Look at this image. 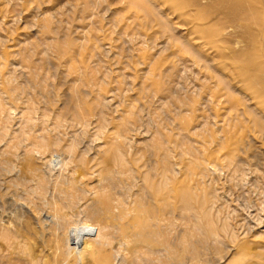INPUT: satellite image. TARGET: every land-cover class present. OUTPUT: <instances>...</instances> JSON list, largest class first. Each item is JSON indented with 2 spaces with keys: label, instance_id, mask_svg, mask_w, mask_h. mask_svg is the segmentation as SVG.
<instances>
[{
  "label": "rangeland",
  "instance_id": "1",
  "mask_svg": "<svg viewBox=\"0 0 264 264\" xmlns=\"http://www.w3.org/2000/svg\"><path fill=\"white\" fill-rule=\"evenodd\" d=\"M233 1L0 0V54L13 52L3 78L9 80L6 86L24 89L14 100L0 92V213L17 210L15 215L19 212L21 219L32 222L15 195L25 196L24 186L31 189L37 180L35 176L25 183L29 174L21 170L27 158L49 189L61 173L60 166H54L55 155L61 151L47 147L32 152L27 137L17 136L31 106L32 138L39 140L35 135L45 133L48 139H59L64 149L73 135L79 134L82 145L92 149L84 154L86 160L105 139L115 137L122 125L130 155L139 158L140 165L147 162L149 154L159 161L167 146L168 158L176 164L178 188L189 189L193 205L203 202L202 209L216 226L226 223V244H232L233 234L236 243L255 249L264 237V223L259 224L264 220V158L259 170L253 153L250 158L242 156L240 169L225 167L224 151L214 142L222 124L221 106L211 104L208 94L214 89V79L190 54L195 52L206 65L219 69L225 79L231 77L232 58L237 53L254 51L264 57V29L251 18L243 25L251 27L255 35L243 26H233L210 38L211 29L199 28H210L223 16V4H235ZM221 37L228 44L218 43ZM65 47L67 55L60 53ZM78 74L85 75L87 82H80ZM73 94H80L83 107L91 110L88 125L78 126L73 121ZM100 100L106 103L103 108ZM42 101H47L46 105ZM56 120L60 126L54 130ZM256 151L260 156L264 145ZM78 152L79 148L75 154ZM3 158L9 160L10 169L1 164ZM192 164L202 165L203 171L195 168L187 177L185 169ZM68 170L63 169L61 175H69ZM68 214L70 222L82 218ZM175 216L176 232L183 234L187 221L180 211ZM246 227L254 230L244 238ZM250 237L256 240L254 246ZM231 252L217 264L226 263L234 254Z\"/></svg>",
  "mask_w": 264,
  "mask_h": 264
},
{
  "label": "bare ground",
  "instance_id": "2",
  "mask_svg": "<svg viewBox=\"0 0 264 264\" xmlns=\"http://www.w3.org/2000/svg\"><path fill=\"white\" fill-rule=\"evenodd\" d=\"M233 2L235 4H223V16L221 14L222 17L210 28L199 27L201 30L211 29L208 37L215 38L218 31L233 26H243L255 35L251 27L243 25V21L250 18L264 29V0ZM217 42L228 44L223 37ZM67 50L65 47L60 53L67 55ZM194 53L190 51L214 79V89L208 94L211 96L210 103L220 105L222 110V116L218 115L222 122L220 136L214 142L224 151L223 164L229 170L230 167L238 170L244 163L242 156L250 158L253 153L256 161L254 168L259 170L262 164L260 160L264 158V153L256 155V149L264 145V57L256 55L254 51L237 53L232 58L231 77L225 79L219 69L206 65ZM12 54L8 51L0 54V92L10 100L24 91L22 87L5 85L9 80L3 78L4 69ZM78 77L80 82H87L85 75L78 74ZM73 95L76 100L73 104V121L81 126L88 122L87 115H91V110L83 107L80 94ZM101 100L103 108L106 103ZM42 102L46 105L47 101ZM100 104L97 105L99 111ZM31 110L32 107L28 106L24 126L17 136L27 137L32 152L38 153L47 147L61 151L55 155L54 166L59 165L61 173L69 167L70 174L57 175L49 189L46 180L38 176L35 167L27 161L31 159H26L21 170L23 174H29L26 175L27 181L24 178L25 183L29 184L35 176L37 180L31 189L23 182L25 196L14 194L22 200V208H25L32 222L21 219L19 212L15 215L17 210L12 212L13 215L0 213V264H217L230 251L234 254L224 264H264V237L261 244L257 242L259 245L252 238L253 235L250 237L252 245L254 242L256 244L255 249H246L244 244L236 243L233 234L229 242L232 244H226V223L222 227L216 226L213 218H209L202 209L203 202L198 206L193 205L189 189L178 188L176 164L171 161L172 157L168 158L167 146L162 150L159 161L153 160L154 154H149L146 165H140L139 158L130 155V144L123 134L122 125L116 130L115 137L105 139L102 146L96 148L86 160L84 154H89L92 149L91 146L82 145L79 134L73 135L64 149L60 147L59 139H48L45 133L35 135L39 140L32 138L29 129L33 120L28 117ZM53 125L54 130L60 126L57 120ZM77 148L79 152L75 154ZM2 161L6 169L11 168L8 159L3 158ZM195 168L202 173V165L192 164L185 169V175L189 177V172ZM138 180L141 183H136ZM19 182L16 185H20ZM178 211L187 221L183 234L176 232L175 215ZM68 212L82 217L81 220L70 222ZM262 223L264 220L261 219L259 224ZM253 227H246L248 230L242 237H248ZM187 237L192 240L188 241Z\"/></svg>",
  "mask_w": 264,
  "mask_h": 264
}]
</instances>
